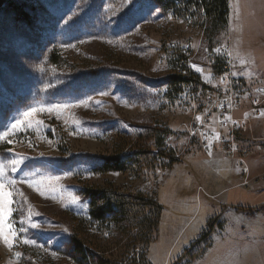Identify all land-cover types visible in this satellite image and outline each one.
<instances>
[{"label": "rangeland", "instance_id": "374dc122", "mask_svg": "<svg viewBox=\"0 0 264 264\" xmlns=\"http://www.w3.org/2000/svg\"><path fill=\"white\" fill-rule=\"evenodd\" d=\"M13 2L0 10V133L24 126L0 140V162L24 157L9 175L44 181L45 195L17 183L27 199L14 193L11 220L28 231L11 249L0 240V264H261L230 226L252 219L241 205L264 186V0H228L218 27L151 0ZM53 105L68 107L25 118ZM235 130L246 177L224 153ZM115 156L131 169L100 172ZM89 189L133 194L142 217L93 221Z\"/></svg>", "mask_w": 264, "mask_h": 264}, {"label": "trees", "instance_id": "16d2710c", "mask_svg": "<svg viewBox=\"0 0 264 264\" xmlns=\"http://www.w3.org/2000/svg\"><path fill=\"white\" fill-rule=\"evenodd\" d=\"M159 6L166 9L174 10L177 5H181L185 11L191 10L193 13L202 14L212 21L215 24V27L226 25L227 16H228V0H151ZM13 0H0V10L4 7H8L13 4ZM165 4V5H164ZM50 61L54 65L60 63V57L56 54L50 56ZM185 71V70H184ZM185 82L188 80L186 78H177ZM137 161V160H135ZM134 160L129 158H121L118 156L104 158L99 164L100 172H113V171H127L131 169ZM87 193V199L89 200V213L90 217L95 222H102L108 220L107 218H112L117 222L120 221H136L138 222L139 218L142 217L140 212L143 211L140 209L141 203H138L133 194H120L113 189H89ZM150 202H148L149 204ZM151 205L148 209L151 210ZM155 207V206H154ZM157 209H160L157 207ZM160 211L154 216L152 215L146 220L147 227L149 231L154 230L158 225ZM140 222V221H139ZM76 250L80 255H83V248L79 245H76Z\"/></svg>", "mask_w": 264, "mask_h": 264}, {"label": "snow or ice", "instance_id": "6c2138e0", "mask_svg": "<svg viewBox=\"0 0 264 264\" xmlns=\"http://www.w3.org/2000/svg\"><path fill=\"white\" fill-rule=\"evenodd\" d=\"M217 52L220 51V49H216ZM231 55V53H229ZM193 68L196 69L197 72H203V69L199 68L196 65H192ZM68 107L60 106V105H53L50 108H34L30 112L25 113V118L33 116L37 112H52V111H60L61 109ZM261 115H264V113H261ZM201 117H197V120H200ZM228 119H231V117H228ZM37 123H40L37 121ZM24 126V121H17L16 124L12 125L11 128L4 133H0V140H5L9 135H14L16 130L21 129ZM27 126H32L31 121L28 122ZM214 139H219V134H217ZM11 141H9L10 143ZM210 147V146H209ZM211 154V153H210ZM24 161V157L17 155L16 159H13L9 161L7 164L4 162H0V240H3L5 245L9 249L14 247L15 241L18 239V234L27 232V228H19L17 229L12 220V213L15 209H13V195L18 194L20 195L25 201L26 197H24V193L16 188L17 183H26L29 188L34 189L36 192H38L41 196L45 195V190L43 188L44 181H36V180H26L21 179L20 181H17L16 179L12 178L9 175V169L10 171L14 172L17 170V166L22 164ZM56 180H59V177L55 178ZM50 183V181H49ZM75 199V198H73ZM32 215L31 209L29 208L28 211V217L30 218ZM23 223V221L21 222ZM32 227H38V225L32 224ZM24 244H31L35 245V240L30 239H24ZM40 247H43L42 245ZM15 255L19 257L21 254L19 252H16ZM55 255V253H53Z\"/></svg>", "mask_w": 264, "mask_h": 264}, {"label": "crops", "instance_id": "0c3cea01", "mask_svg": "<svg viewBox=\"0 0 264 264\" xmlns=\"http://www.w3.org/2000/svg\"><path fill=\"white\" fill-rule=\"evenodd\" d=\"M254 192L251 198H247L249 203L241 205L242 208L253 213L252 219L237 220L230 227H235L238 232L246 233V237L238 236L242 240L241 244H246L244 245L246 251L242 253L248 252L252 259H257L264 264V186H256Z\"/></svg>", "mask_w": 264, "mask_h": 264}, {"label": "built area", "instance_id": "2783aa9c", "mask_svg": "<svg viewBox=\"0 0 264 264\" xmlns=\"http://www.w3.org/2000/svg\"><path fill=\"white\" fill-rule=\"evenodd\" d=\"M185 73V72H184ZM230 76H228L227 74H223L221 77V81L223 83H226L228 81H230ZM234 84H238V83H234ZM207 95L209 96V98L211 99L214 96V92L213 90H208L207 91ZM262 96H264V92L262 93ZM234 102L230 103V104H224L220 109L221 112L225 114H227L228 112H230L229 114L232 115L234 112V109L238 108V105L241 104V100L240 99H236L234 98ZM227 100L229 99H223L221 100L222 103H225ZM264 102H261V104ZM255 103H253V108H252V112L254 113V115H259V109L257 106H254ZM234 105V108H233ZM223 116H221L222 118ZM196 124H194V128H196ZM237 130L232 132L231 138L228 140H222L223 144H225V155L227 157L233 158L236 161V164L238 167L241 168L242 174L246 177V173H248V168H247V155L251 152V148L249 146H244L243 144H241L240 142H238L236 140V134H237ZM258 149L262 152H264V145H260L258 146ZM246 185V184H245Z\"/></svg>", "mask_w": 264, "mask_h": 264}]
</instances>
